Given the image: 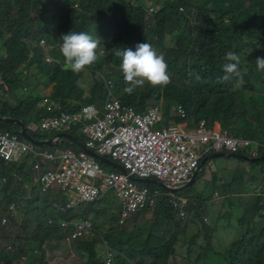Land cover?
Listing matches in <instances>:
<instances>
[{"label":"trees","instance_id":"trees-1","mask_svg":"<svg viewBox=\"0 0 264 264\" xmlns=\"http://www.w3.org/2000/svg\"><path fill=\"white\" fill-rule=\"evenodd\" d=\"M71 31L87 32L100 41L97 61L80 74L62 67L60 38ZM43 40L48 52L41 44ZM143 42L164 56L170 83L156 87L145 84L129 95L124 92L121 58L114 49L135 50ZM0 43L5 51L0 58V80L13 95L20 90L19 83L23 84L21 89L33 88L18 107L0 98V116L22 120L27 132L37 139L48 137L30 131L28 123L40 124L48 114L35 90L42 87L46 96V89L53 86L49 99L59 102L63 110L74 111L86 105L103 107L111 82L115 97L138 111L166 104L165 125L187 121L194 128L205 121L210 129L220 124L223 131L235 137L264 144V71L258 70L255 62L257 57H264V0H0ZM229 51L240 56L239 75L232 74L227 81L218 82ZM87 71L101 77L86 81ZM172 104L183 106L186 116L177 117ZM0 129L17 133L24 140L13 124L0 120ZM69 132L90 147L83 136L74 130ZM47 147L45 150L51 152L80 149L76 142ZM253 150V146L248 149ZM259 156L264 157V150H260ZM32 170L28 159L23 164L0 161V243L6 241L0 244V262L13 264L27 257V264H50L45 248L50 244H67L64 239L73 231L72 227L63 229L58 222L91 219L93 229L92 234L84 236L87 240L64 247L66 255L73 251L75 257L70 262L56 260L54 264H105L108 256L103 242L110 245L112 252H118L113 264H217V230L204 223L210 205L205 194L195 188L205 166L191 188L175 194L158 183L137 182L152 193L159 190L162 196L154 207L136 213L124 225H120V202L113 192L67 212L59 209L67 204L63 192L55 203L45 199L39 202L37 196L42 192L26 185ZM222 180L216 179L214 192L228 195L231 186ZM219 183H224L222 188ZM178 198L188 199L185 219L181 218L179 207L170 203ZM210 201L225 209V203L216 204L213 198ZM11 205L15 213L10 210ZM263 208L264 197L257 196L252 209L241 215L242 220H249V226L239 239L225 247L224 264H264ZM153 209L150 222L140 220ZM222 215L220 221L228 217ZM4 218L7 223L3 226ZM132 221V229L127 230ZM8 246L11 249L7 251Z\"/></svg>","mask_w":264,"mask_h":264},{"label":"built area","instance_id":"built-area-1","mask_svg":"<svg viewBox=\"0 0 264 264\" xmlns=\"http://www.w3.org/2000/svg\"><path fill=\"white\" fill-rule=\"evenodd\" d=\"M75 7L78 8V4ZM41 44L49 50L44 40ZM108 84L109 93L103 107L86 105L80 110L66 111L46 94L48 99L43 107L48 115L41 119L39 125L44 134L53 133V136L71 134L69 131L74 130L87 139L91 145L89 148L98 155L122 165L125 173L107 172L97 158L80 149L63 148L51 152L24 138L21 140L17 133L0 129V160L23 164L28 159L29 165L33 166L30 178L33 187L46 192L53 186H59L67 197V204L59 208L61 212L77 209L81 203L97 202L113 192L120 202V225H124L136 213L154 207L162 196L159 190L152 193L148 187L138 185L139 179L182 187L190 181L206 155L240 153L251 146L264 150V144L235 137L227 131L210 129L205 121L194 128H190L187 121L171 122L160 128L158 126L164 119L162 103L148 106L144 112L138 111L117 99L111 89L113 84ZM6 88L0 80V98ZM86 108L92 110L86 112ZM176 110L177 117L186 116L183 106ZM260 196L264 197V192ZM170 203L179 207L182 218L186 216L187 198L173 199ZM10 210L16 211L13 205ZM2 223L5 225L7 218ZM58 224L63 229L73 228L64 239L67 244L92 234L91 219L63 220ZM10 249L6 247L7 251ZM113 254H108L105 264H113ZM26 260L28 258L24 257L13 264H27ZM0 264L6 262L1 261Z\"/></svg>","mask_w":264,"mask_h":264},{"label":"rangeland","instance_id":"rangeland-1","mask_svg":"<svg viewBox=\"0 0 264 264\" xmlns=\"http://www.w3.org/2000/svg\"><path fill=\"white\" fill-rule=\"evenodd\" d=\"M3 56H5V52H4V48H2L1 43H0V58ZM92 74L93 72L87 71L84 76L85 80L93 81L94 79L98 80L101 77V75H99L98 73L95 74V76H92ZM31 84L33 85V82H31ZM22 86L23 84L19 83L17 85V89L21 90ZM81 86H83V83H81ZM22 91L24 92L23 94L24 96H21L22 98L18 96L17 94H14L10 97V99H7L6 96H2L1 99L8 100L9 103L15 107V103L20 105L19 103L20 100L23 98H27L28 95H30L33 92V89L32 91L31 89H28V90L25 89ZM35 91H36L35 93L39 94L43 100L41 103V106L42 107L45 106L47 103L46 99H48V97L44 95L45 91L43 92L42 87ZM163 106L166 110L167 105L163 104ZM171 106L173 108V111L175 112V115L177 116L176 105L172 104ZM253 123H254L255 128L259 129V125L255 122ZM164 126L165 124L162 121V123H160L158 127L161 128ZM28 127L30 131H32L33 133L37 132L42 135L44 134V132L42 131L38 123H33L32 125L28 123ZM44 135L45 137H48L47 139L53 137V133H46ZM69 142L71 141H68L65 139L62 140V143L66 146L69 145ZM42 149H48V147L46 146V147H43ZM0 161H3V160H0ZM101 164H104V163L101 162ZM105 170L107 172L111 171L109 167H106ZM216 179L218 180L223 179L222 181L226 183V186L228 187L231 186L230 192L228 193V195L223 192H221V195L219 192H214L216 188L215 187ZM223 184L219 183L218 186L222 188ZM26 185L29 188H32L34 186L32 182H29ZM195 188L201 191L203 194H205L204 199L206 200L207 204L210 205L209 215L204 219V223L206 225H211V227H214L217 230L216 237L214 239V245H215L216 252L219 253V255H216L214 257L216 259L217 264H224L223 257H224L225 247L232 241H236L237 239H239L240 236L243 234V230L249 226L248 219L246 221V219L242 220L241 217L239 218V215H241L240 213L241 210L237 207H240L241 204H237L236 201L237 200L243 201L245 199L244 201L249 204V211L252 209V207L250 208V206H252V203L255 201L256 194L258 192H261L264 188V163L263 162L251 163L249 161L233 159V158H217L215 160L211 159L205 165L203 177L199 182H197V185ZM28 191L30 192V189H28ZM41 192L42 193H39L37 196V199L39 200V202H43L45 199L49 203H55L61 195V188L59 186H53L50 189H48L46 192H43L42 190ZM239 195H241V197ZM230 197H232V199ZM210 198H213L216 204L225 203L227 205L225 207V210L230 212L228 217L222 219L221 221L219 220L217 211L219 212V215L225 214V211H223L222 207L220 206H215L214 208L211 204ZM153 211H155V209H153L149 214L144 213L140 220L141 221L147 220V222H150V220H152L154 217ZM233 211L238 212L240 214L239 215L234 214ZM194 215H196V211H194ZM185 218H182V219H185ZM259 220H260L259 217L256 218V222H259ZM134 223L135 222L132 221L128 225L127 230H131ZM82 239L87 240L86 237H81L79 238V241ZM1 243L4 244L6 243V241H1ZM50 245L51 247L49 246L45 248L46 253H47V262L50 264L54 263L56 260L70 262L75 257V253L73 251L70 253V255L65 254L66 249H64V247H66V245L70 246L71 244L63 245L61 243L60 246H58V244H50ZM103 246L105 248V251L106 249L111 250L110 245H108L107 242H103ZM113 253H114L113 254V260H114L118 252H113ZM135 260H137L136 257H135ZM135 260H134V263H137Z\"/></svg>","mask_w":264,"mask_h":264},{"label":"clouds","instance_id":"clouds-1","mask_svg":"<svg viewBox=\"0 0 264 264\" xmlns=\"http://www.w3.org/2000/svg\"><path fill=\"white\" fill-rule=\"evenodd\" d=\"M60 39L59 50L64 57V63L62 66L64 71H71L74 74H80L97 61V49L100 41L94 39L87 32L71 31L68 34H62ZM45 51L47 50L45 49ZM114 51L115 55L121 58L119 67L125 82V93L131 95L137 88L143 87L145 84H150L151 86L156 87L165 86L170 83L168 65L165 62L164 56L158 55L148 42L138 43L135 50L132 48H121L114 49ZM48 59L51 58L48 57L47 61ZM224 61L225 62L222 65L223 76L218 77V82L227 81L232 74L239 75V55L229 51L225 55ZM48 62L51 63L52 61ZM255 62L258 70L264 71V57H257ZM91 110V108L85 109L86 112ZM219 130L222 129L220 128L217 131ZM248 149L241 151L240 153L248 155L251 158H260L259 153L261 148L256 149L254 147V150L251 152H249ZM254 153L256 154L254 155ZM263 192L264 188L258 196Z\"/></svg>","mask_w":264,"mask_h":264},{"label":"water","instance_id":"water-1","mask_svg":"<svg viewBox=\"0 0 264 264\" xmlns=\"http://www.w3.org/2000/svg\"><path fill=\"white\" fill-rule=\"evenodd\" d=\"M0 120L9 123V124H13L16 127L19 128V133L20 135L28 140L29 142L33 143L35 146L37 147H45V146H52L56 143H59L62 140H68L71 142H76L80 148V150H82L83 152L87 153L90 156H93L95 158H97L100 162L122 172L125 173L126 170L125 168L110 160L107 157H103L98 155V153L96 151H94L93 149L89 148L87 145H85L83 142L78 141V139L69 133H63V134H58L53 136L52 138L49 139H37L34 136H32L30 133L27 132V128L24 124V122L18 118L15 117H2L0 116ZM215 158H233V159H239V160H245V161H249L251 163H256V162H264V157H260V158H251L248 155H244L241 153H233V152H223V153H213L211 155L206 156L203 160L202 163L200 164V166L198 167V169L195 171V173L193 174V176L191 177L190 181L188 183H186L184 186L182 187H170L164 183H159V185L164 188L166 191L171 192L173 194L184 190V189H189L193 186V184L195 183L196 177L197 175L200 173V171L203 170L205 164L207 161L211 160V159H215ZM140 183L143 184H149V183H156L155 180L152 179H139Z\"/></svg>","mask_w":264,"mask_h":264},{"label":"crops","instance_id":"crops-1","mask_svg":"<svg viewBox=\"0 0 264 264\" xmlns=\"http://www.w3.org/2000/svg\"><path fill=\"white\" fill-rule=\"evenodd\" d=\"M5 52V51H4ZM26 73V72H25ZM41 88V87H40ZM26 88H24V89H21V90H17V91H15V94H17L18 96H24L23 94H24V92L22 91V90H25ZM31 89V91H32V89L33 88H30ZM53 89V86H50L49 88H47L46 89V94H50L51 93V90ZM27 90V89H26ZM22 92V93H21ZM13 93L14 92H12V91H10V89L7 87L6 88V90L4 91V95L3 96H6V98L7 99H10V97L13 95ZM27 93H29V92H27ZM22 98V97H21ZM19 106V104H17V103H15V107H18ZM218 128L220 129L221 128V126L220 125H217V127H215V129L216 130H218ZM61 143H62V139H61V141H60ZM55 145V144H54ZM262 192V191H261ZM261 192H258L257 194H256V198H257V196H258V194L259 193H261ZM240 197H241V195H239ZM233 197V196H232ZM245 200V199H244ZM242 201V200H237L236 202H240V204H241V206L240 207H237V208H239L240 210H241V215L242 214H244L245 212H247L248 210H249V204L248 203H246L245 201ZM256 200V199H255ZM255 202V201H254ZM254 202L252 203V206H253V204H254ZM229 204H230V202H229ZM214 208H215V206L214 205H212ZM227 205L225 204V207H226ZM252 206H250V208L252 207ZM223 209V208H222ZM223 211H225V215H229L230 214V212H228L227 210H225V209H223ZM217 215H218V217L220 218L221 216H224V215H219V212L217 211ZM239 215V214H238ZM241 215H239V217H241ZM222 220V219H221ZM112 251L111 250H107L106 249V256H108V254L109 253H111ZM52 264H54V263H52Z\"/></svg>","mask_w":264,"mask_h":264}]
</instances>
